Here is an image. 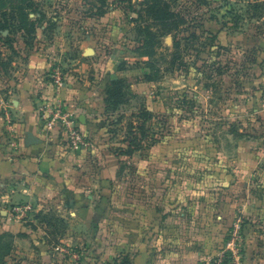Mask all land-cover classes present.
<instances>
[{
	"label": "crops",
	"instance_id": "0c3cea01",
	"mask_svg": "<svg viewBox=\"0 0 264 264\" xmlns=\"http://www.w3.org/2000/svg\"><path fill=\"white\" fill-rule=\"evenodd\" d=\"M133 19L130 30L136 26ZM223 35L221 30L219 36ZM91 40L82 44L80 56L74 58L75 68L62 74L65 85L61 88L51 76L55 73L50 72L51 62L40 53L29 56L22 74L12 71L0 78V237L11 243L5 263L193 264L222 245L212 239L221 236L227 214H221L219 222L211 221L204 187L172 185L166 192L169 200L164 202L162 186L148 198L128 180L138 174L158 176L166 158L173 163L180 154L153 155L157 164L152 170L137 169L136 160L150 159L166 136L176 141L186 137L173 132L174 123L150 106L148 84L163 76L154 74L146 62L145 47L123 56L117 50L96 64L98 59L90 57L101 53ZM125 40L124 44L133 43ZM166 40L173 42L171 36ZM228 43L221 44L227 47ZM248 45L257 68L253 70L256 84L230 107L229 113L242 123L229 122L217 141L223 145L220 140H236L240 151L244 144L264 141V131L260 136L246 132V128L264 127V38ZM89 49L92 55L86 54ZM115 79L127 85L126 96L125 103L111 112L107 91ZM59 100L75 114L87 141L81 150L71 148L64 129L47 128L40 119L39 109ZM142 111L153 115L142 141L145 145L127 154L129 133H138L135 126L142 120L138 117ZM128 119L131 122L126 124ZM258 195L250 215L264 227V200ZM14 206L21 207L24 216H12ZM39 213L46 218L41 220ZM247 232V241L258 247L256 237L250 238L253 235ZM259 246L263 249V242ZM260 251L251 264H264Z\"/></svg>",
	"mask_w": 264,
	"mask_h": 264
},
{
	"label": "rangeland",
	"instance_id": "374dc122",
	"mask_svg": "<svg viewBox=\"0 0 264 264\" xmlns=\"http://www.w3.org/2000/svg\"><path fill=\"white\" fill-rule=\"evenodd\" d=\"M170 36L173 42L166 40ZM88 38L101 53L90 57L98 59L96 64L117 50L123 56L145 47L146 62L154 74L163 76L148 84L150 106L174 123L173 132L186 138L166 136L150 159L136 160L135 166L152 170L157 164L153 155L178 153L180 159L171 163L166 158L156 177L147 173L128 180L148 198L162 186L164 202L172 185L204 187L211 221L219 222L218 217L227 214L221 236L212 239L222 245L193 264L213 261L223 253L227 264H251L257 251L264 255V227L250 215L258 194L264 200V141L244 144L243 151L236 140H220L223 145H217L229 122L242 123L229 113L231 105L256 84L257 68L247 46L264 38V0H0V78L12 71L22 74L35 53L47 56L50 72L68 75ZM125 39L133 43L124 44ZM223 41L230 45L223 46ZM246 130L260 136L264 127ZM246 230L250 238L256 237L258 247L247 241Z\"/></svg>",
	"mask_w": 264,
	"mask_h": 264
},
{
	"label": "built area",
	"instance_id": "2783aa9c",
	"mask_svg": "<svg viewBox=\"0 0 264 264\" xmlns=\"http://www.w3.org/2000/svg\"><path fill=\"white\" fill-rule=\"evenodd\" d=\"M51 76L54 79V83L57 85V87L61 88L65 85L62 74L53 73ZM39 113L41 121L47 128L60 126L66 131L67 139L72 149L81 150L87 145L85 137L82 135L77 126L75 114L68 110L62 101L59 100L51 105L42 106L39 109ZM15 213L20 214V217L24 216L22 208L18 206H14V208L11 209V215L13 216ZM232 251L235 254L233 249ZM233 257L235 258L234 255ZM226 259L227 255L223 253L213 261H206L203 264H223Z\"/></svg>",
	"mask_w": 264,
	"mask_h": 264
},
{
	"label": "trees",
	"instance_id": "16d2710c",
	"mask_svg": "<svg viewBox=\"0 0 264 264\" xmlns=\"http://www.w3.org/2000/svg\"><path fill=\"white\" fill-rule=\"evenodd\" d=\"M148 40L145 38V44H147ZM126 87L127 85L121 79H115L112 82L111 87L107 91V105L108 110L111 112H115L119 109V107L125 103V96H126ZM138 117L140 120L138 126V133L135 131L130 132L128 139L130 141L129 146L125 149V153L131 154L134 151L143 147L141 144L143 139L147 137L148 132V121H150L153 115L149 111H142ZM38 217L43 220L46 216H42L40 213ZM6 237V236H5ZM11 251V243L4 238L0 237V264L5 263V256L10 253ZM228 260H226L223 264H227Z\"/></svg>",
	"mask_w": 264,
	"mask_h": 264
},
{
	"label": "water",
	"instance_id": "95a60500",
	"mask_svg": "<svg viewBox=\"0 0 264 264\" xmlns=\"http://www.w3.org/2000/svg\"><path fill=\"white\" fill-rule=\"evenodd\" d=\"M86 54L87 55H92L93 54V50L92 49L87 50Z\"/></svg>",
	"mask_w": 264,
	"mask_h": 264
}]
</instances>
